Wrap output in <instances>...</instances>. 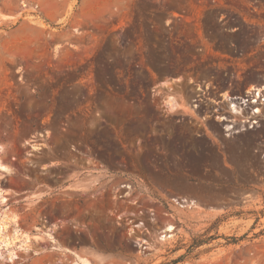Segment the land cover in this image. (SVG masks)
<instances>
[{
  "label": "rangeland",
  "instance_id": "1",
  "mask_svg": "<svg viewBox=\"0 0 264 264\" xmlns=\"http://www.w3.org/2000/svg\"><path fill=\"white\" fill-rule=\"evenodd\" d=\"M263 211L264 0H0V264H264Z\"/></svg>",
  "mask_w": 264,
  "mask_h": 264
},
{
  "label": "trees",
  "instance_id": "2",
  "mask_svg": "<svg viewBox=\"0 0 264 264\" xmlns=\"http://www.w3.org/2000/svg\"><path fill=\"white\" fill-rule=\"evenodd\" d=\"M262 215L264 216V211L262 212ZM221 221H219L218 223L220 224ZM219 224L217 225H214L212 229L216 228V226H218ZM211 233V230H208L204 235L200 236V237H195L193 240H192V244H191V247L189 248L188 250V253H192L196 248L202 246V245H205V244H208L218 238H220L221 236H218V234L216 235H210ZM245 236L243 237H240V238H237V237H227L226 239L228 241H230V243H237L238 241L242 240ZM175 261H178V260H175ZM167 264V263H166Z\"/></svg>",
  "mask_w": 264,
  "mask_h": 264
},
{
  "label": "bare ground",
  "instance_id": "3",
  "mask_svg": "<svg viewBox=\"0 0 264 264\" xmlns=\"http://www.w3.org/2000/svg\"><path fill=\"white\" fill-rule=\"evenodd\" d=\"M248 94L250 95H253L254 98H261V90L260 89H257V88H254L252 87L249 91H248ZM229 101H232V100H235V99H239V98H227ZM258 101V100H257ZM233 108V107H232ZM258 111V110H257ZM173 230V227H169L166 232H171ZM168 236V235H167Z\"/></svg>",
  "mask_w": 264,
  "mask_h": 264
}]
</instances>
